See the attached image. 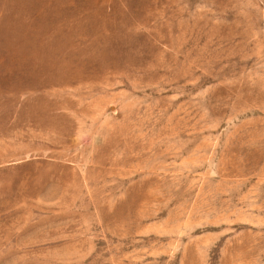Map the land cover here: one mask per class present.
<instances>
[{
  "label": "rangeland",
  "instance_id": "obj_1",
  "mask_svg": "<svg viewBox=\"0 0 264 264\" xmlns=\"http://www.w3.org/2000/svg\"><path fill=\"white\" fill-rule=\"evenodd\" d=\"M0 264H264V0H0Z\"/></svg>",
  "mask_w": 264,
  "mask_h": 264
}]
</instances>
